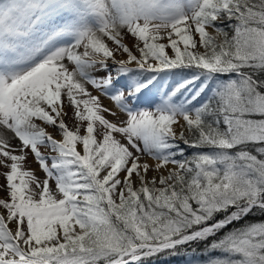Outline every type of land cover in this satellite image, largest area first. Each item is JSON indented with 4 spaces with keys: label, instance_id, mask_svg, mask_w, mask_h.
<instances>
[{
    "label": "snow or ice",
    "instance_id": "obj_1",
    "mask_svg": "<svg viewBox=\"0 0 264 264\" xmlns=\"http://www.w3.org/2000/svg\"><path fill=\"white\" fill-rule=\"evenodd\" d=\"M0 178V264H264V0H0Z\"/></svg>",
    "mask_w": 264,
    "mask_h": 264
},
{
    "label": "trees",
    "instance_id": "obj_2",
    "mask_svg": "<svg viewBox=\"0 0 264 264\" xmlns=\"http://www.w3.org/2000/svg\"><path fill=\"white\" fill-rule=\"evenodd\" d=\"M202 250H203L202 246H201V248L197 249L198 252H200ZM196 258L197 257H193V259H196ZM187 259L188 258L186 256L181 255L178 257H172L171 259L166 260V261H162V262L158 261V264H187ZM198 259L204 260V259H206V257L200 256V257H198Z\"/></svg>",
    "mask_w": 264,
    "mask_h": 264
},
{
    "label": "rangeland",
    "instance_id": "obj_3",
    "mask_svg": "<svg viewBox=\"0 0 264 264\" xmlns=\"http://www.w3.org/2000/svg\"><path fill=\"white\" fill-rule=\"evenodd\" d=\"M214 34V33H213ZM103 99V98H102ZM104 103L107 105V106H109V107H111L112 105H111V102L109 101V100H107V99H104ZM15 143V142H14ZM29 166L31 167V168H37V165H36V163L35 162H33L31 159L29 160ZM37 174L38 175H40L41 176V178H43V173L42 172H37ZM0 183H3V179L2 178H0Z\"/></svg>",
    "mask_w": 264,
    "mask_h": 264
}]
</instances>
